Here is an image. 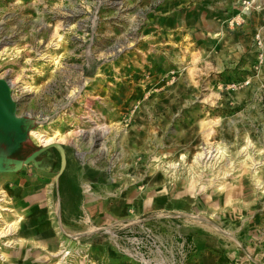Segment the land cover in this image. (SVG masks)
I'll list each match as a JSON object with an SVG mask.
<instances>
[{"label": "rangeland", "instance_id": "1", "mask_svg": "<svg viewBox=\"0 0 264 264\" xmlns=\"http://www.w3.org/2000/svg\"><path fill=\"white\" fill-rule=\"evenodd\" d=\"M194 1L200 8L191 0H0V78L26 119L25 141L36 151L29 128L71 131L49 148L69 149L78 168L62 183V156L50 165L48 152L0 170L4 207L25 217L17 231L28 240L0 238V264H52L35 245L42 238L70 252L62 264H135L104 229L136 221L139 197L154 201L146 216L177 210L180 232L197 229L188 264L202 255L264 264V2L246 28L226 31L222 0ZM211 144L218 150L192 164ZM41 189L46 200L23 203Z\"/></svg>", "mask_w": 264, "mask_h": 264}, {"label": "built area", "instance_id": "2", "mask_svg": "<svg viewBox=\"0 0 264 264\" xmlns=\"http://www.w3.org/2000/svg\"><path fill=\"white\" fill-rule=\"evenodd\" d=\"M237 2L236 14L225 20L230 28L240 25L258 6L257 0ZM181 217L177 212L165 211L140 215L131 223L117 221L110 225L113 234L104 232L116 252L135 264H188L196 245L179 231Z\"/></svg>", "mask_w": 264, "mask_h": 264}, {"label": "bare ground", "instance_id": "3", "mask_svg": "<svg viewBox=\"0 0 264 264\" xmlns=\"http://www.w3.org/2000/svg\"><path fill=\"white\" fill-rule=\"evenodd\" d=\"M22 85L28 90L29 89L31 90L33 88V87H31V83L27 82V81H22ZM88 116L90 117V120L91 119L97 120L96 119L97 117L95 118V116L90 114V113ZM57 128L52 129V131H46V130L39 131V130L34 129V128L33 129L29 128L28 133H29L31 139L34 142H36L37 144H39L40 146H45V145H49V144L65 143V142L69 141L70 137L74 134V133H71V131L63 132L61 129H57ZM93 128L101 129V128H103V125H102V123H97V121H96L95 126ZM243 138L245 140V145L247 147L248 144L250 143V141L248 140V137L246 135H244ZM212 149L218 150V147L214 146V144H211L210 146L207 145V146L199 147L197 149V151L193 154L192 164L196 165L205 159H209L212 156V153L214 152ZM183 156L185 157V155L181 154L180 159H182ZM248 161H249L248 166H251L254 162L252 157L249 158ZM170 165L172 166V165H174V163H171ZM256 176H259V174L257 173ZM215 186L223 189L224 188L223 181L218 182ZM158 199H160V198H158ZM6 203H7L6 193L3 190H0V212L3 210H7V211H10L12 216H13L12 220H6L2 215H0V238H4L3 241L7 240L6 244H8V245L12 244V243H16V242H19L22 244L23 242H26L28 240L21 235L19 236L20 232H18L17 230H18V224L22 220H24V217L20 216L13 209L5 208L4 204H6ZM104 230L107 231L108 233H111V231H109L110 230L109 227L104 229ZM35 245L39 246L42 250L46 251L48 256L53 260L52 264H62L64 259L70 253L65 247H63V243L61 244L60 248L57 250L56 249L50 250L48 247H46L48 244H46V246H44L43 244H41L39 242H37V243L35 242ZM1 256L5 257V254L1 253Z\"/></svg>", "mask_w": 264, "mask_h": 264}, {"label": "water", "instance_id": "4", "mask_svg": "<svg viewBox=\"0 0 264 264\" xmlns=\"http://www.w3.org/2000/svg\"><path fill=\"white\" fill-rule=\"evenodd\" d=\"M25 121L26 119L24 117H18L16 115V103L11 96L8 81L0 78V148L7 149L6 154L0 155V170L9 165L25 164L33 156H37L42 151L54 145L41 146L24 158H12L11 154L15 145L26 140ZM61 156L62 167H64L62 149Z\"/></svg>", "mask_w": 264, "mask_h": 264}, {"label": "crops", "instance_id": "5", "mask_svg": "<svg viewBox=\"0 0 264 264\" xmlns=\"http://www.w3.org/2000/svg\"><path fill=\"white\" fill-rule=\"evenodd\" d=\"M181 1V4L182 5H184L183 4V2L182 1H186V2H188L189 0H180ZM191 1H193V3L192 4H194L195 6H192V7H194V8H192L191 7V9L192 10H195V9H198V8H200V7H198L197 5H196V3L197 2H195L194 0H191ZM263 2H264V0H262ZM236 2H237V0H222V2H221V4H222V6L219 8V10L217 9L216 11L219 13L218 14V16H219V20H223V17L224 18H227V17H230V16H233V15H235L236 14V12H237V10H238V6L236 5ZM263 8H264V6H263ZM248 22H249V17L247 16V17H245V19H244V21L240 24V25H238V26H236V27H234V28H230V27H228V26H226V24H223L222 25V27L223 28H227L228 30H226V31H232V30H234V31H237V30H243L244 28H246L247 27V24H248ZM218 30H220V28L218 29ZM86 178H89V177H91L92 176V172L91 171H89L88 173H86ZM100 176V177H99ZM98 177L96 176V178L98 179L97 180V182L101 185V181H102V176L101 175H99ZM131 190V191H130ZM49 191V190H48ZM128 192H129V195H131L132 193H133V189H129L128 191H127V194H128ZM47 199V191L45 190L44 191V189H41V191L40 190H36V191H30V192H27L26 194H24L23 195V203H25V204H35V203H41V202H43L44 200H46ZM157 200H159L158 199V197L156 198ZM161 199V198H160ZM89 201V200H88ZM136 202H138V205L140 206L139 207V209L138 210H141L142 212L140 213V214H138V215H146V214H148V211L152 208V206H153V200H151V198H146V199H144L143 197H139L138 199H137V201ZM102 208V207H101ZM106 209H109L108 207H107V205H106V207H105ZM110 209H112V212H117V210H120V208H116V207H113V208H110ZM91 210V209H90ZM122 210V209H121ZM147 210V211H146ZM122 211H124V208H123V210ZM145 211V212H144ZM162 211V210H161ZM160 211V212H161ZM163 211H165V212H169V213H171V212H177V210H163ZM102 212L104 213V211L102 210V211H100V213L99 214H102ZM106 214V213H105ZM155 214V213H154ZM25 218V217H24ZM37 222H38V219L35 221V223L37 224ZM33 223V222H32ZM185 229L187 230L186 232H181V233H183V234H186L187 235V237L188 238H190V239H192L193 241H195L194 239H195V236L197 237V236H199L200 237V234H199V232L197 231V229H195L194 227L192 228V227H185ZM24 234V236H26V234L25 233H23ZM189 235V236H188ZM40 238V237H39ZM41 242H39V243H41V244H43L44 246H46V244H48L46 247H48L50 250H54V248H56L55 247V245L51 242V241H48L46 238H43V239H41L40 240ZM52 246H51V245ZM196 245V244H195ZM197 250H195V252H196ZM194 255V254H193ZM192 255V256H193ZM122 256V255H121ZM191 256V257H192ZM124 257V256H123ZM190 257V258H191ZM190 261V260H189ZM214 262H215V260H214V258H209L208 256H206V255H202V256H200L199 257V259H198V261H196V263L197 264H214Z\"/></svg>", "mask_w": 264, "mask_h": 264}, {"label": "trees", "instance_id": "6", "mask_svg": "<svg viewBox=\"0 0 264 264\" xmlns=\"http://www.w3.org/2000/svg\"><path fill=\"white\" fill-rule=\"evenodd\" d=\"M32 150L33 148L30 147L26 141H22L18 149L14 153L11 154V157L12 158H24L30 155L33 152ZM68 150L69 149H67L66 147H63V156L65 159V164H64L63 172L61 174L62 183H65L69 179L68 174L70 173V171L75 172L78 169L76 165V161H74V159L71 158V156L68 153ZM48 152L49 153L51 152L50 156H48L45 159V160H50V163L48 162V164L50 165L59 164L61 161L60 152H58L54 148H47L46 150L39 153L36 156V157H39L37 158V160H40V157L45 156Z\"/></svg>", "mask_w": 264, "mask_h": 264}, {"label": "flooded vegetation", "instance_id": "7", "mask_svg": "<svg viewBox=\"0 0 264 264\" xmlns=\"http://www.w3.org/2000/svg\"><path fill=\"white\" fill-rule=\"evenodd\" d=\"M20 144H21V142L20 143H17L15 145L12 153H14L18 149V147H19ZM6 152H7V149L6 148H0V155H4V154H6Z\"/></svg>", "mask_w": 264, "mask_h": 264}]
</instances>
